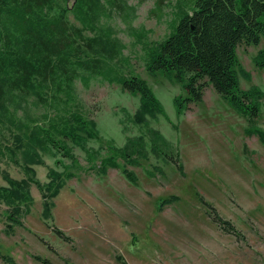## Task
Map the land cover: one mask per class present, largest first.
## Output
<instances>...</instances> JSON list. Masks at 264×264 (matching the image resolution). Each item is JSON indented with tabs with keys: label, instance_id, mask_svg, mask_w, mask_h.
Listing matches in <instances>:
<instances>
[{
	"label": "rangeland",
	"instance_id": "1",
	"mask_svg": "<svg viewBox=\"0 0 264 264\" xmlns=\"http://www.w3.org/2000/svg\"><path fill=\"white\" fill-rule=\"evenodd\" d=\"M124 11L99 13L97 32L112 30V39L122 51L111 64L124 76L144 79L165 108L161 114L138 124L134 115L140 95L101 77L86 85L77 79L73 98L61 96L55 105L43 106L35 96L19 106L0 110V186L8 178L28 177L50 181L49 171L72 172L59 193L52 198V217L43 216V194L32 183L30 212L23 225L9 230L6 213L10 205L0 200V264H264V144L257 135L245 132L247 121L209 84L203 100L178 114L175 97L187 96L174 75L151 74L147 65L150 51L170 34L179 3L192 10V0H124ZM68 7L69 20L82 26ZM155 13L151 14V10ZM59 11V10H56ZM161 16V19H159ZM264 50V35L258 45L237 46L239 86L264 91V70L255 57ZM251 75L245 78L240 69ZM80 111L94 123L95 136L84 146L56 136L74 158L64 156L52 145L30 142L34 128H48L59 115ZM257 125L264 129V97L260 100ZM150 129L159 131L174 148L183 165L152 150ZM85 137V134H82ZM144 137L146 157L130 163L118 155L129 138ZM20 145V146H19ZM28 147L43 159L31 164ZM116 155L118 162L134 172L131 182L121 169L96 172L103 158ZM175 197L162 205L164 199ZM220 218V222L214 219ZM229 222L235 230L223 228ZM62 231L68 240L59 236ZM40 258V259H39Z\"/></svg>",
	"mask_w": 264,
	"mask_h": 264
},
{
	"label": "trees",
	"instance_id": "2",
	"mask_svg": "<svg viewBox=\"0 0 264 264\" xmlns=\"http://www.w3.org/2000/svg\"><path fill=\"white\" fill-rule=\"evenodd\" d=\"M61 2L68 3L69 0H0V110L8 112L9 104L19 106L29 96H35L43 106L55 105L63 95L67 99L73 98V85L77 79L88 85L91 79L101 77L140 95L141 103L134 115L136 123L146 122L148 116H167L164 106L144 79L120 74L109 61L122 51L120 43L112 39V30L105 29L93 36L85 34L86 31L97 32L94 23L100 12L107 16L110 10L124 11L126 2L74 0L72 9L82 26L69 20L70 8L63 7ZM163 2L159 0L155 10L162 9ZM178 6L170 34L150 51L148 71L174 75L183 84L187 96L179 95L174 99L178 114L187 111L192 103L202 101L205 87L211 84L246 119V134L257 135L264 144V129L257 125L264 91L257 86L249 90L240 88L236 53L239 44L258 45L264 35V0H192V10H187L184 3ZM155 10H151V14ZM255 64L264 70V50L257 53ZM240 71L250 79L248 71L244 68ZM33 130L30 142H34L35 137L39 145H52L71 159L73 154L56 136L84 146L86 137L96 134L94 123L80 111L59 115L48 128L37 126ZM148 133L151 134L153 152L174 162L182 172L178 154L165 137L154 129ZM25 154L31 164L44 163L32 147H28ZM118 155L130 163L146 157L144 137L129 138L118 149ZM94 169L99 173L121 169L131 182L137 180L134 172L118 162L116 155L103 158ZM26 170L28 177L22 180L8 178L9 186H0V200L11 206L6 213L9 230L14 225L22 226V216L30 212L29 186L32 183L42 191L43 216L49 219L52 217V198L67 179L75 176L72 172L50 169V181L42 184L34 178V169L26 167ZM174 198L164 199L161 204L170 203ZM214 220L220 222L221 219ZM224 223L227 224L223 225L225 230L235 232L229 222ZM55 231L68 240L62 231ZM4 258L14 264L11 257L5 255ZM43 262L51 264L48 260Z\"/></svg>",
	"mask_w": 264,
	"mask_h": 264
}]
</instances>
